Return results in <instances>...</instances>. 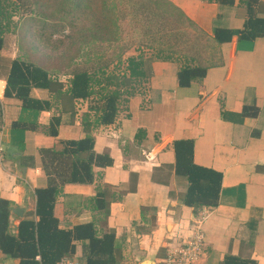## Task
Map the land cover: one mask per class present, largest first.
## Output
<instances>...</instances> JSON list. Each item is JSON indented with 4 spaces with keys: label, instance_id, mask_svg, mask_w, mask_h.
I'll return each instance as SVG.
<instances>
[{
    "label": "crops",
    "instance_id": "1",
    "mask_svg": "<svg viewBox=\"0 0 264 264\" xmlns=\"http://www.w3.org/2000/svg\"><path fill=\"white\" fill-rule=\"evenodd\" d=\"M168 1L215 46L214 61L202 65L201 78L180 85L184 59L144 55L145 80L107 124H95V107L103 105L95 99H75L61 113L44 89L32 88L31 95L50 99L48 109L5 96L18 50L0 23V197L18 209L9 218L11 231L33 217L35 190L48 184L49 172L58 183L67 177L71 159L52 155L58 143L82 139L88 130L93 152L111 164H93L91 183L63 184L53 208L60 228L96 218L99 230H113L120 264H166L168 250L191 238L198 223L203 245L195 264H222L227 255L264 264V36L239 37L249 17L264 19V0ZM215 29L231 31L230 40L216 42ZM181 139L192 143L195 164L221 174L216 206L183 203L188 180L175 172L174 151ZM106 186L108 199H116L103 220L87 199ZM75 246L71 259L79 264L82 242ZM0 264L19 260L0 252Z\"/></svg>",
    "mask_w": 264,
    "mask_h": 264
},
{
    "label": "trees",
    "instance_id": "2",
    "mask_svg": "<svg viewBox=\"0 0 264 264\" xmlns=\"http://www.w3.org/2000/svg\"><path fill=\"white\" fill-rule=\"evenodd\" d=\"M5 1L0 0L1 33L9 30L11 23H14V27L18 26L17 23L10 21L12 14L7 12ZM18 1L11 3L14 11L19 9ZM74 5H77V0ZM161 6L177 10L168 0H129L128 5L123 7V11L119 9L118 0H88L84 12L90 15L91 24L87 29H79V32L82 35L87 32V35L93 36L91 42L97 41L98 36L104 34L113 21H118L119 16L121 18L130 16L132 21L129 23H132L131 26L136 33L133 42L137 43L138 47L155 50L156 56L165 60L184 57L180 51L174 49L175 46L183 44L176 37L177 35L173 34L175 37L172 43L170 38H167L168 34L165 30H168L171 24L167 21L168 14L160 8ZM178 12L190 25L194 26L192 21L180 11ZM139 16H143V20L138 21ZM157 33L160 35L157 36ZM43 34L39 32V40L46 47H53L55 44L49 43ZM231 34V31L225 29L214 30L215 41L218 43L229 41ZM239 34V37L249 39L264 36V19L249 17ZM18 38V56L12 59L8 66L5 96L18 99L23 107L38 110L51 108L50 99H38L31 95L32 88L49 92L61 113L71 111L75 99L93 100L96 98L97 101H102L103 105L101 108L95 107L96 112L99 111L95 124H107L113 121L119 106L120 95L116 89H109L113 81L120 79L125 86L123 91L125 102L136 92L137 86L142 84L146 77L143 70V55L139 54L126 57L120 77L107 74L99 79L98 75L89 72L87 68L72 67L70 79L67 85H63L58 79L52 77L53 70L45 61L41 63L33 57L29 50L30 45L28 48L24 42V35H18ZM68 38L72 42L73 38L71 36ZM1 44L2 37H0V48ZM183 59L185 62L178 71L180 85H186L191 80L203 76L205 68L202 65L191 66L188 63L190 59L185 57ZM2 66L4 65L0 62V67ZM55 121L58 123L59 119L56 118ZM85 121L86 118L83 119L84 124L87 123ZM86 132L82 139L58 143L61 148H55L52 155L55 159L60 157L71 159L68 175L58 183L51 177L50 172L48 173V184L35 190L36 201L33 217L22 218L14 233L11 231L9 220L13 205L9 200L0 197V252L7 257L18 259L19 264H57L62 259H71L75 253L76 241L82 242L83 254L79 264H120L121 253L115 246L113 230H99L96 218H93L91 222L76 225L72 229H62L54 216V203L65 182L91 183L94 180L93 164L99 166L111 164L110 158L93 152V137L88 130ZM51 133H55L52 128ZM174 151L175 172L186 176L188 180V187L182 199L183 203L195 209L216 206L219 199L221 174L193 162V146L187 139L176 140ZM107 189V186L98 187L95 195L87 199L89 203H92L94 210L101 212L103 220L108 214L111 200L116 199L113 196L108 199ZM222 264H255V261L227 255Z\"/></svg>",
    "mask_w": 264,
    "mask_h": 264
},
{
    "label": "rangeland",
    "instance_id": "3",
    "mask_svg": "<svg viewBox=\"0 0 264 264\" xmlns=\"http://www.w3.org/2000/svg\"><path fill=\"white\" fill-rule=\"evenodd\" d=\"M14 1L4 2L7 12L12 14L10 21L18 24L14 27V23H11V27L7 30V33L11 34L12 41L17 46L18 35H24V42L27 47L30 45L28 48L33 57L41 63L45 61L53 70L52 77L66 84L70 79L72 67L87 68L89 72L98 75L99 79L107 74L120 77L126 57L139 54L149 56L155 51L147 47H138V44L133 42L136 33L131 26L132 23H129L132 21L130 16L127 18L119 16L118 21H113L106 32L98 36L97 41L91 42L93 36L87 35V32L84 35L79 32V29H87L91 24L90 15L84 12L88 0H77V5H74L76 0H19L17 3L19 9L16 11L11 4ZM128 1L118 0L120 11L128 5ZM160 8L166 11L167 21L171 24V27L165 30L169 36L167 38H170L172 43L175 37L173 34H176L183 43L174 47L176 51H180L186 59H190L192 64L206 65L214 61L212 56L215 46L203 33L190 25L177 10L164 6ZM137 20H143V16L137 17ZM170 29L173 31H169ZM39 32L44 33L43 36L49 43L55 45L46 47L38 38ZM159 35L160 33H157V36ZM69 36L73 38L72 42ZM109 89H116L120 95L119 105L123 106L125 86L122 81L120 79L113 81Z\"/></svg>",
    "mask_w": 264,
    "mask_h": 264
},
{
    "label": "built area",
    "instance_id": "4",
    "mask_svg": "<svg viewBox=\"0 0 264 264\" xmlns=\"http://www.w3.org/2000/svg\"><path fill=\"white\" fill-rule=\"evenodd\" d=\"M4 153L3 143L0 139V163ZM202 233L198 223L193 229L191 238L183 241V244L168 250L166 264H195L202 249ZM57 264H75L72 259H62Z\"/></svg>",
    "mask_w": 264,
    "mask_h": 264
},
{
    "label": "water",
    "instance_id": "5",
    "mask_svg": "<svg viewBox=\"0 0 264 264\" xmlns=\"http://www.w3.org/2000/svg\"><path fill=\"white\" fill-rule=\"evenodd\" d=\"M18 211V209H13V212L16 213Z\"/></svg>",
    "mask_w": 264,
    "mask_h": 264
}]
</instances>
